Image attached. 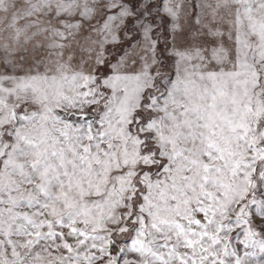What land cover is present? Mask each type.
<instances>
[{
	"label": "snow or ice",
	"instance_id": "obj_1",
	"mask_svg": "<svg viewBox=\"0 0 264 264\" xmlns=\"http://www.w3.org/2000/svg\"><path fill=\"white\" fill-rule=\"evenodd\" d=\"M0 264H264V0H0Z\"/></svg>",
	"mask_w": 264,
	"mask_h": 264
}]
</instances>
